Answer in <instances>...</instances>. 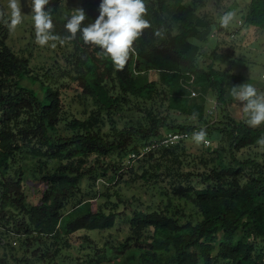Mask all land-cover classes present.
Masks as SVG:
<instances>
[{
    "label": "trees",
    "instance_id": "16d2710c",
    "mask_svg": "<svg viewBox=\"0 0 264 264\" xmlns=\"http://www.w3.org/2000/svg\"><path fill=\"white\" fill-rule=\"evenodd\" d=\"M207 1L145 0L152 27L122 71L78 32L62 45L65 66L30 75V59L11 49L0 22V223L23 235L21 261L55 264L69 237L86 230L109 235L78 264H264L257 244L264 240V159L237 156L264 137V125L253 129L230 115L226 85L235 74L202 62L204 43L229 33L200 12ZM100 3L82 6V27L98 17ZM49 9L55 34L69 35L72 8L51 0ZM242 19L264 30V0H249ZM148 71L157 77L146 80ZM200 128L213 143L190 141ZM178 130L183 139L141 155ZM126 169L159 184L151 203L108 188L84 195V179L118 182ZM29 188L38 189L36 202ZM0 264H10L1 253Z\"/></svg>",
    "mask_w": 264,
    "mask_h": 264
},
{
    "label": "rangeland",
    "instance_id": "374dc122",
    "mask_svg": "<svg viewBox=\"0 0 264 264\" xmlns=\"http://www.w3.org/2000/svg\"><path fill=\"white\" fill-rule=\"evenodd\" d=\"M89 0H65L67 7L82 8ZM21 9L23 13V23L19 25L14 31L9 30L7 43L11 49L18 53L25 55L30 59V75H40L42 77L43 71L53 65H66V47L58 44L55 48L49 45L41 47L35 43L34 24L32 20L31 8L28 0H20ZM249 0H208L207 4L201 8V13H206L215 20H219L220 15L225 11H233L236 13V18L230 26L229 33H215L208 42L204 43V54L202 55V62H210L215 60L216 64L224 69L235 74L232 83L226 85V102L227 110L233 118L246 120V116L242 111L241 103L235 100L231 95V88L243 83L253 84L258 91L264 92V30L257 29L244 24L242 13L245 12ZM9 0H0V11L6 13L5 19L8 18L10 9L8 8ZM216 40L217 43H216ZM146 80L157 77V72H144ZM25 82L30 85L31 82L26 78ZM208 106L210 113L216 115L214 107L215 99L209 97ZM73 106V105H72ZM78 106H73L75 109ZM184 117H181L183 120ZM188 121V120H187ZM262 124L259 127H262ZM207 139L213 143L212 137L207 136ZM190 141L191 138H190ZM193 142V141H192ZM194 144V143H193ZM195 145V144H194ZM205 147V145L203 144ZM264 149L260 146L253 145L242 149L237 153V156L242 157L246 154L264 159ZM258 154V156H256ZM263 156V157H262ZM22 167L25 168L24 162H31L30 157L22 158ZM140 160V159H138ZM136 164V161L134 165ZM141 170L137 173H131L129 169L125 170L123 178L120 181H111L106 178H97L95 181H82V190L84 195L90 197V190L104 191L107 188L109 191H118L122 195L131 197L132 195L140 198V206L152 202L151 192L158 189V183L152 184V181H144L141 177ZM105 179V180H104ZM167 184V183H166ZM148 187H150L148 189ZM31 193L29 200L36 202L38 199V189L29 188ZM264 201V194L259 197ZM96 199L101 200L99 197ZM135 204L133 203V206ZM188 208V205H187ZM8 217V216H7ZM13 228L14 223L9 225ZM109 235V231L103 233L97 231L80 230L69 237L70 246L65 247L62 253L57 257L55 264H78V260L83 258V253L91 250V246L95 243L101 245L105 238ZM87 236V237H86ZM121 237V236H120ZM21 238L23 235L15 236V233L9 232L0 223V253L4 254L10 264H27L26 261H21L23 258L24 249L21 247ZM9 242V244H7ZM7 244V245H6ZM11 244V245H10ZM258 248L264 251V240L258 238ZM91 248V249H90ZM88 249V250H87ZM30 264H39L32 262Z\"/></svg>",
    "mask_w": 264,
    "mask_h": 264
},
{
    "label": "clouds",
    "instance_id": "9594fccd",
    "mask_svg": "<svg viewBox=\"0 0 264 264\" xmlns=\"http://www.w3.org/2000/svg\"><path fill=\"white\" fill-rule=\"evenodd\" d=\"M51 0H28L31 8L34 24L35 43L41 47L49 45L55 48L65 40H75L77 33L85 45L98 47L104 57L112 62L116 70L122 71L131 54L135 52L134 44L145 32L152 27L150 21L145 17L148 8L145 0H101L99 4V15L94 22L82 27L87 19L83 8H75L69 17H66L64 25L69 35L61 37L55 34V24L52 12L49 9ZM8 18L6 13L0 11V22L14 31L23 23V13L20 0H9ZM236 18L233 11H225L219 17V25L222 29H229ZM154 35L163 38V31L156 29ZM232 97L239 101L242 111L246 116L245 123L250 128H257L264 124V92H260L250 83H243L231 88ZM193 118L196 115L193 114ZM191 140L197 145H207V130L200 128L194 131ZM256 143L264 149V137L257 139Z\"/></svg>",
    "mask_w": 264,
    "mask_h": 264
},
{
    "label": "built area",
    "instance_id": "2783aa9c",
    "mask_svg": "<svg viewBox=\"0 0 264 264\" xmlns=\"http://www.w3.org/2000/svg\"><path fill=\"white\" fill-rule=\"evenodd\" d=\"M264 76V74H263ZM197 92L195 90H191V95L194 96L196 95ZM186 136V133H184L183 131H169L166 132L165 134H163L160 138V140L156 143H152L150 145H147L146 147L143 148L141 155L148 152L151 149L156 148L159 144H168V143H176L178 142L180 139H183ZM209 143L210 140L208 139ZM209 143L207 145H209ZM134 156V154H133Z\"/></svg>",
    "mask_w": 264,
    "mask_h": 264
}]
</instances>
